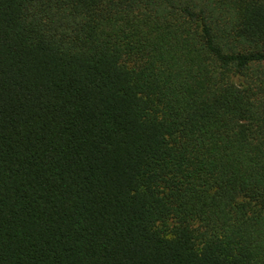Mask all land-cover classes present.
Masks as SVG:
<instances>
[{
	"label": "trees",
	"instance_id": "obj_1",
	"mask_svg": "<svg viewBox=\"0 0 264 264\" xmlns=\"http://www.w3.org/2000/svg\"><path fill=\"white\" fill-rule=\"evenodd\" d=\"M0 264H264V0H0Z\"/></svg>",
	"mask_w": 264,
	"mask_h": 264
}]
</instances>
